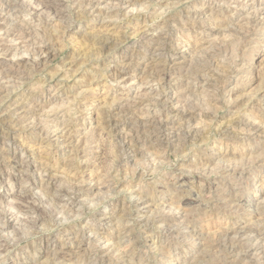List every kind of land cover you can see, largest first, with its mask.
I'll use <instances>...</instances> for the list:
<instances>
[{
    "label": "rangeland",
    "instance_id": "1",
    "mask_svg": "<svg viewBox=\"0 0 264 264\" xmlns=\"http://www.w3.org/2000/svg\"><path fill=\"white\" fill-rule=\"evenodd\" d=\"M22 1L0 0V264H264V0Z\"/></svg>",
    "mask_w": 264,
    "mask_h": 264
},
{
    "label": "bare ground",
    "instance_id": "2",
    "mask_svg": "<svg viewBox=\"0 0 264 264\" xmlns=\"http://www.w3.org/2000/svg\"><path fill=\"white\" fill-rule=\"evenodd\" d=\"M3 1H4V0H3ZM6 1H7V0H6ZM10 1H11V0H10ZM14 1L16 2V0H14ZM18 1H19V0H18ZM23 1H24V0H23ZM23 1H22V2H23ZM25 1H26V0H25ZM30 1H31V0H30ZM33 1H34V0H32V2H33ZM40 1H41V3H39V4L42 6V8H43V9L45 8V9L48 10V11L46 10V11L48 12V14L46 13V16L48 15V17H49V12L52 13V14H56V13L58 12V10H59V9H58V3H57V2H54V0H40ZM55 1H56V0H55ZM58 1H59V0H58ZM97 1H98V0H97ZM124 1H125V0H124ZM129 1H130V0H129ZM131 1H132V0H131ZM35 2H36V1H35ZM37 2H39V1H37ZM12 3H13V2H11V4H12ZM120 3H121V0H120ZM16 4H17V2H16ZM18 4H19V3H18ZM18 4H17V5H18ZM20 4H21V3H20ZM27 4H28V2H27ZM60 4H61V3H60ZM121 4H122V3H121ZM21 5H22V4H21ZM32 5H34V4H32ZM40 5H39L38 7H40ZM18 6H19V5H18ZM23 6H24V5H22L21 7H23ZM25 6H26V5H25ZM28 6H30V5L28 4ZM85 6H86V5H85ZM87 6H88V5H87ZM30 7H31V6H30ZM30 7H28V8H30ZM36 7H37V6H36ZM12 8H13V7H12ZM23 8H25V7H23ZM31 8H33V7H31ZM34 8H35V6H34ZM34 8H33V9H34ZM42 8H41V9H42ZM60 8H61V7H60ZM33 9H32V10H33ZM28 10H29V9H28ZM37 10H38V8H37L35 11H37ZM62 10H63V9H62ZM33 11H34V10H33ZM33 11H32V12H33ZM35 11H34V12H35ZM44 11H45V10H44ZM46 11H45V12H46ZM32 12H30V13H32ZM37 12H38V11H37ZM42 12H43V11H42ZM60 13H63V12L60 11ZM33 15H34V14H33ZM37 15H39V14H37ZM44 16H45V15H44ZM46 16H45V17H46ZM53 16H55V15H53ZM58 17H59V15H58ZM60 17H61V16H60ZM51 18H53V17L51 16ZM55 19H56V18H55ZM59 19H60V18H59ZM141 33H142V31H141ZM145 33H146V32H145ZM244 33H245V32H244ZM50 34H51V33H50ZM143 34H144V33H143ZM237 34H238V33H237ZM240 35H241V34H240ZM144 36H146V35H144ZM50 37H51V36H50ZM56 37H57V36H56ZM43 38H44V37H43ZM47 39H48V38H47ZM47 39H46V40H47ZM99 39L101 40V37H99ZM106 39H107V40H105V37H104V39L102 38V45H103L105 48H107V46L110 44L109 39H108V38H106ZM100 40H98V41L100 42ZM110 40H112V39H110ZM157 40H158V39H156V41H157ZM160 40H161V39H160ZM93 41H94V40H93ZM95 41H96V40H95ZM161 41H162V40H161ZM161 41H160V42H161ZM114 42H115V41H114ZM38 43H39V42H38ZM94 43H95V42H94ZM96 43H97V41H96ZM96 43H95V44H96ZM117 43H118V42H117ZM113 44H114V43H113ZM115 45H116V44H115ZM159 45H162V44H159ZM51 46H52V45H51ZM51 46H49L48 48L45 49L47 55H50V54H51V51H50V47H51ZM96 46H97V45H96ZM100 46H101V45H100ZM112 46H113V45H111V47H112ZM52 48H53V47H52ZM101 48H103V47L101 46ZM155 48H156V47H155ZM157 48H158V47H157ZM219 48H220V47H219ZM40 49H41V48H40ZM216 49H217V48H216ZM105 50H106V49H105ZM151 50H152V49H151ZM157 50H158V49H157ZM167 50H168V49H167ZM169 51H170V50H169ZM33 52H34V51H33ZM42 52H43V51H42ZM52 52H53V50H52ZM166 53H167V52H166ZM47 55L44 54V56L48 57ZM52 55H53V54H52ZM206 55H207V54H206ZM213 59H214V58H213ZM33 60H34V59H33ZM44 60H45V59H43V61H44ZM47 60H48V59H47ZM27 61H28V60H27ZM25 62H26V61H25ZM30 62H31V61H30ZM41 62H42V61H41ZM41 62H40V66H41V65L44 66V64H42V63H44L45 61L42 62V63H41ZM33 63H35V62H33ZM38 63H39V62H38ZM38 63H37V64H38ZM0 64H1V63H0ZM15 64H16V63H15ZM23 64H24V63H23ZM26 64H27V63H26ZM28 64H29V63H28ZM158 64H159V63H158ZM211 64H212V63H211ZM8 65H9V64H8ZM19 65H20V64H19ZM21 65H22V64H21ZM38 65H39V64H38ZM69 65H70V64H69ZM156 65H157V64H156ZM1 66H2V65H1ZM12 66H13V65H12ZM24 66H25V64H24ZM13 67H14V66H13ZM13 67H12V70H10L11 68L9 69L11 72H10V71H2V69L0 68V69H1L0 71H2L1 74H0V75H1V79H2V78H4V79L6 78V79H7L9 76L14 75V74H15V70H13ZM15 67H16V65H15ZM153 67H155V66H153ZM160 67H161V66H160ZM8 68H9V67H8ZM18 68H19V67H18ZM35 68H36V67H35ZM35 68H34V69H35ZM162 68H163V67H162ZM25 69H26V68H25ZM43 69H44V68H43ZM43 69H39V70L41 71V70H43ZM151 69H153V68H151ZM164 69H165V68H164ZM6 70H7V69H6ZM155 70H156V69H155ZM157 70H158V69H157ZM161 70H162V69H160L159 71H161ZM165 70H166V69H165ZM165 70H164V71H165ZM25 71H26V70H25ZM35 71H37V70H35ZM146 71H147V70H146ZM151 71H152V70H151ZM194 71H195V70H194ZM18 72H20V71H18ZM147 72H148V71H147ZM156 72H158V71H156ZM209 72H211V71H209ZM20 73H21V72H20ZM150 73H151V72H149V74H150ZM165 73H166V72H165ZM17 74H18V73H17ZM205 74H206V73H205ZM145 75H146V74H145ZM156 75H157V76L165 77V75L163 76V75H160L159 73L156 74ZM199 75H200V74H199ZM25 76H26V75H25ZM151 76H152V74H151ZM16 77H17V76H16ZM152 77H153V76H152ZM154 77H155V76H154ZM10 78H11V77H10ZM19 78H20V77H19ZM158 78H159V77H158ZM160 78H161V77H160ZM145 79H146V78H145ZM149 79H150V78H149ZM149 79H148V80H149ZM214 79H215V78H214ZM7 80H8V79H7ZM150 80H151V79H150ZM150 80H149V81H150ZM159 80H160V79H159ZM1 81L3 82L4 80L2 79ZM8 81H9V80H8ZM21 81H22V80H21ZM23 81H24V80H23ZM163 81H164V80H163ZM163 81H162V82H163ZM151 82H152V81H151ZM148 83H149V82H148ZM157 83H158V82H157ZM160 83H161V82H160ZM163 83H164V82H163ZM0 85H1V83H0ZM6 85H7V84H6ZM6 85H5V86H6ZM9 85H10V84H9ZM160 85H161V84H160ZM160 85H159V86H160ZM161 86H162V85H161ZM7 87H8V86H7ZM11 87H12V86H11ZM163 87H164V86H163ZM9 88H10V87H9ZM12 88H13V87H12ZM161 88H162V87H161ZM161 88H160V89H161ZM4 89H6V88H5V87L3 88V87L0 86V102L3 101V99H1V98H2V95H3V96H7V95H4ZM162 89H163V88H162ZM162 89H161V90H162ZM6 91H7V90H6ZM8 92H9V91H8ZM8 92H7V93H8ZM12 92H13V91H12ZM159 92H160V91H159ZM7 93H6V94H7ZM160 93H161V92H160ZM9 95H10V93H9ZM5 98H6V97H5ZM1 103H2V102H1ZM192 108H193V107H192ZM127 109H128V108H127ZM186 109H187V108H186ZM111 111H112V110H111ZM103 112H104V111H103ZM105 112H107L106 114H108V111H105ZM123 112H125V111H123ZM114 113H115V112L113 111V114H114ZM116 113H118V112H116ZM184 113H185V112H184ZM109 114H110V113H109ZM109 114H108V115H109ZM187 114H189V116H193V114H192L191 112H187ZM116 115H117V114H115V116H116ZM162 115H163V114H162ZM179 115H180V114H179ZM189 116H188V117H189ZM108 117H109V116H108ZM152 117H153V115H152ZM111 118H112V117H111ZM104 119H105V118H104ZM109 119H110V118H109ZM117 119H118V118H117ZM138 119H139V118H138ZM241 119H242V118H241ZM105 120H106V119H105ZM107 120H108V119H107ZM111 120H112V121H107L106 124H107L108 126H111V124H113L114 121H116L115 119H114V121H113V119H111ZM127 121H128V120H127ZM147 121H148V120H147ZM153 121H154V120H153ZM118 122H119V121H118ZM135 122H136V121H135ZM135 122H133V123H135ZM140 122H141V121H140ZM142 122H143L144 124H146V123H145L146 121H145V122L142 121ZM142 122H141V124H143ZM156 122H157V121H156ZM103 123H104V122H103ZM138 123H139V122H138ZM147 123H148V122H147ZM150 123H151V122H150ZM7 124H8V123H7ZM116 124H117V123H116ZM130 124H131V122H130ZM135 124H136V123H135ZM24 125H25V124H24ZM114 125H115V124H114ZM133 125H134V124H133ZM146 125H147V124H146ZM146 125H145V126H146ZM160 125H161V124H160ZM164 125H165V124H164ZM168 125H169V124H168ZM104 126H105V125H104ZM104 126H103V127H104ZM112 126H113V125H112ZM116 126H117V125H116ZM136 126H137V127H136ZM136 126H134V127L137 128L136 130H137V132H138L139 134H140L141 131L146 130V129L143 128V127H142L143 130H142V128H141L139 125H136ZM142 126H143V125H142ZM152 126H153V127H157V128H158V127L161 128V126H159L158 124H156V125H152ZM166 126H167V125H166ZM6 127H7V126H6ZM131 127H132V126H131ZM236 127H237V126H236ZM257 127H258V126H257ZM257 127H256L255 129H258ZM132 128H133V127H132ZM147 128H148V126H147ZM157 128H156V129H157ZM234 128H235V127H234ZM248 128H249V132H250V130H251V131L254 130L253 126H252V127H251V126L249 127V125H248V126L246 127V129H248ZM106 129H107V128H106ZM111 129H113V128H111ZM114 129H115V128H114ZM128 129H130V128H128ZM151 129H152V128H151ZM156 129H155V130H156ZM188 129H189V128H188ZM107 130H108V129H107ZM109 130H110V129H109ZM134 130H135V128H134ZM152 130H153V129H152ZM157 130H158V129H157ZM132 131H133V130H132ZM147 131H149V129L146 130V132H147ZM150 131H151V130H150ZM150 131H149V132H150ZM175 131H176V130H175ZM227 131H228V130H227ZM243 131H244V130H243ZM255 131H256V130H255ZM111 132H112V131H111ZM133 132H134V131H133ZM149 132H148V133H149ZM154 132H155V131H154ZM154 132H153V133H154ZM165 132H166V131H165ZM184 132H185V131H184ZM249 132H247V133H249ZM4 133H5V132H4ZM108 133H109V132H108ZM131 133H132V132H131ZM155 133H156V132H155ZM175 133H176V132H175ZM175 133H174V135L176 136ZM182 133H183V132H182ZM233 133H234V132H233ZM263 133H264V132H263ZM0 134H1V133H0ZM142 134H143V133H142ZM158 134H159V133H158ZM164 134H165V133H164ZM166 134H168V133H166ZM169 134H170V133H169ZM189 134L194 135V136H193V138H194L195 135H197V131H192V132H191L190 130H189V131L186 130V133H185L184 138L187 137V136H189ZM249 134H250V133H249ZM12 135H13V134H12ZM128 135H129V134H128ZM150 135H151V134H150ZM153 135H154V134H153ZM161 135H162V134H161ZM171 135H173V134H171ZM177 135H178V134H177ZM237 135H238V134H237ZM237 135H236V136H237ZM134 136H135V134H134ZM139 136H140V135H139ZM180 136H181V135H180ZM182 136H183V135H182ZM245 136H246V135H245ZM3 137H4V135H3ZM145 137H147L148 139H150V138H149V137H150L149 135H146ZM145 137H144V139H145ZM151 137H152V136H151ZM163 137H164V135H163ZM165 137H166V136H165ZM165 137H164V138H165ZM172 137H173V136H172ZM177 137L179 138V136H177ZM189 137H190V136H189ZM203 137H204V136H203ZM246 137H247V136H246ZM125 138H126V137H125ZM127 138H128V137H127ZM135 138H136V137H135ZM141 138H142V137H141ZM161 138H162V137H161ZM5 139H6V136H5ZM148 139H147V141H148ZM166 139H167V138H166ZM7 140H8V139H7ZM128 140L130 141V138H129ZM140 140H141V139H140ZM156 140H158V139L156 138ZM162 140H163V139H162ZM162 140L160 139V141H162ZM191 140H192V139H191ZM193 140H194V139H193ZM202 140H203V139H202ZM4 141H5V140H4ZM125 141H126V140H125ZM137 141H138V140H137ZM137 141H136V142H137ZM144 141H146V140H144ZM144 141H143V142H144ZM165 141H166V140H165ZM167 141H168V140H167ZM121 142H122V141H121ZM127 142H128V141H127ZM139 142H140V141H139ZM149 142H150V141H149ZM149 142H148V143H149ZM151 142H152V141H151ZM163 142H164V141H163ZM131 143H132V140H131ZM145 143H146V142H145ZM133 144H134V143H133ZM146 144H147V143H146ZM10 145H11V144H10ZM12 145H13V144H12ZM21 145H22V144H21ZM142 145L144 146L145 144L142 143ZM160 145H161V144H160ZM162 145H163V144H162ZM19 146H20V145H19ZM123 146H124V145H123ZM131 146H132V145H131ZM133 146H134V145H133ZM148 146H149V145H148ZM178 146H179V145H178ZM11 147H12V146H11ZM8 148H10V147L8 146ZM17 148H18V147H17ZM121 148H122V147H121ZM125 148H127V147H125ZM128 148H129V147H128ZM133 148H134V147H133ZM161 148H162V147H161ZM175 148H177V146H176ZM178 148H179V147H178ZM18 149H19V148H18ZM131 149H132V147H131ZM118 150H119V149H118ZM122 150H124V149H122ZM122 150H121V151H122ZM129 150H130V149H129ZM135 150H136V149H135ZM174 150H175V149H174ZM178 150H179V149H178ZM0 151H1V150H0ZM15 151H17L16 147H14V153H15ZM132 151H133V150H132ZM2 152H3V151H2ZM115 153H116V151H115ZM129 153H131V151H129ZM137 153H138V151H137ZM137 153H136V154H137ZM152 153H153V151H152ZM5 154H7V153H5ZM125 155H126V154H124V156H125ZM152 155H153V154H152ZM155 155H156V154H155ZM9 156H10V155H9ZM115 156H116V155H115ZM13 157H14V158H12L11 162H14V163H15L16 160H17V158H15V156H13ZM117 158H118V157H117ZM117 158H116V159H117ZM128 159H129V158H128ZM20 160H21V159H20ZM125 160H126V159H125ZM8 161H9V160H8ZM115 161H116V160H115ZM1 164H2V163H1ZM21 165H22V164H21ZM9 167H10V166H9ZM12 168H13V167H12ZM17 169H18V168H17ZM228 169H229V168H228ZM26 170H27V169H26ZM19 171H20V170H19ZM45 171H46V170H45ZM106 172H107V171H106ZM32 174H33V172H32ZM72 174H74V173H72ZM107 174H108V173H107ZM105 175H106V174H105ZM111 175H112V174H111ZM19 176H20V174H19ZM43 176H44V175H43ZM112 177H113V176H112ZM79 178H80V177H79ZM49 181H50V180H49ZM75 181H76V180H75ZM77 181H78V180H77ZM79 181H80V179H79ZM76 183H77V182H76ZM81 183H82V182H81ZM113 183H114V182H113ZM3 184H4V183H3ZM40 184H41V183H40ZM61 184H62V183H61ZM105 184H106V183H105ZM110 184H111V183H110ZM17 185H18V184H17ZM24 185H25V184H24ZM59 185H60V184H59ZM73 185H74V184H73ZM26 186H27V185H26ZM41 186H42V185H41ZM114 186H115V185H114ZM51 187H52V186H51ZM51 187H50V188H51ZM101 187H103V186H101ZM21 188H22V187H21ZM47 188H48V187H47ZM47 188H46V189H47ZM59 188H61V187L59 186ZM64 188H66V187L64 186V187H63V190H64ZM44 189H45V187H44ZM66 189H67V188H66ZM68 189H72V188H68ZM74 189H76V186H75ZM74 189H73V190H74ZM78 189H79V188H78V186H77V189H76V190H78ZM182 189H183V188H182ZM40 190H41V189H40ZM58 190H59V189H58ZM61 190H62V189H61ZM61 190H59V191L61 192ZM76 190H75V191H76ZM66 191H67V190H66ZM70 191H71V190H70ZM104 191H105V190H104ZM53 192H54V191H53ZM78 192H79V191H78ZM73 193H74V192H73ZM76 193H77V192H76ZM76 193H75V194H76ZM41 194L43 195V193H41ZM57 194H58V193H57ZM62 194H63V193H62ZM62 194H61V195H62ZM75 194H74V195H75ZM77 194H78V193H77ZM55 196H56V195H55ZM63 196H64V195H63ZM66 196H67V195H65L64 197H66ZM71 196H72V195H71ZM209 196H210V195H209ZM20 197H21V196H20ZM57 197H58V198H56V197H55V198L58 199L59 201L62 200V199H60L61 196H58V195H57ZM140 197H141V196H140ZM193 197H194V196H193ZM24 198H25V197H24ZM53 198H54V197H53ZM137 198H138V197H137ZM219 198H220V197H219ZM64 199H65V198H64ZM142 199H143V198H142ZM19 200H20V199H19ZM207 200H208V199H207ZM222 200H223V199H222ZM48 201H49V200H48ZM56 201H57V200H56ZM138 201H139V199H138ZM138 201H137V202H138ZM21 202H22V201H21ZM21 202L18 201V203H21ZM23 202H24V201H23ZM23 202H22V203H23ZM27 202H28V201H27ZM27 202H26V203H27ZM32 202H33V201H32ZM49 202H50V201H49ZM51 202H52V201H51ZM63 202H64V201H63ZM77 202H78V201H77ZM137 202H136V203H137ZM15 203H16V202H15ZM26 203L24 202V204H26ZM53 203H54V202H53ZM60 203H61V202H60ZM60 203H59V204H60ZM227 203H228V202H227ZM24 204H21V206H18V207H17V210H20V211H28L27 208L23 207ZM56 204H57V203H56ZM64 204H65V203H64ZM138 204H139V202H138ZM232 204H233V203H232ZM13 205H14V204H13ZM16 205H17V203H16ZM28 205H30V204H28ZM28 205H27V206H28ZM57 205H58V204H57ZM61 205H62V204H60V206H61ZM24 206H25V205H24ZM38 206H39V205H38ZM135 206H136V205H135ZM138 206H139V205H138ZM138 206H136V207H138ZM140 206H141V205H140ZM206 206H207V205H206ZM13 207H14V206H13ZM65 207H66V206H65ZM65 207L61 206L60 209H63V211H64V208H65ZM69 207H70V206H69V204H68L67 207H66V209H68ZM36 208H37V207H36ZM54 208H55V207H54ZM209 208H210V207H209ZM34 209H35V208H34ZM34 209H33V207H32V210H34ZM138 209H139V208H138ZM138 209H137V210H138ZM13 210H16V209H13ZM30 210H31V209H30ZM30 210H29V211H30ZM52 210H53V211L50 210L51 212H49V213H47V214L50 215V216L54 215V214H55V213H54V209H52ZM37 211H38V210H37ZM43 211H45V210H43ZM56 211H57V209H56ZM56 211H55V212H56ZM59 211H60V210L58 209L57 212H59ZM66 211H67V210H66ZM46 212H47V211H46ZM57 212H56V213H57ZM64 212H65V211H64ZM64 212H63V213H64ZM113 212H114V211H113ZM15 213L17 214V212H15ZM19 213H20V212H19ZM26 213H29V212H26ZM35 213H36V212H35ZM39 213H40V212H39ZM61 213H62V210H61ZM61 213H59V214H61ZM66 213H67V212H66ZM114 213H115V212H114ZM16 214H15V215H16ZM22 214H23V212H22ZM33 214H34V213H33ZM33 214H32V215H33ZM47 214H46V215H47ZM57 214H58V213H57ZM15 215H12V217H14ZM24 215H26V214H24ZM29 215H31V214H29ZM29 215H28V216H29ZM34 215H35V214H34ZM44 216H45V213L42 214V215H38V216L36 215V217L33 216L34 219L29 218V219H32V220H28V221H27V225H28L30 228H35L36 224H37V223L40 221V219H42ZM54 216H56V215H54ZM54 216H53V217H54ZM29 217H31V216H29ZM45 217H46V216H45ZM45 217H44V218H45ZM261 217H262V216H261ZM14 218H15V217H14ZM26 218H27V217H26ZM26 218H25V220H26ZM152 218H153V217H152ZM61 219H62V218H61ZM67 219H68V218H67ZM100 219H101V218H100ZM102 219H103V218H102ZM149 219H150V218H149ZM262 219H263V218H262ZM13 220H14V219H13ZM152 220H153V219H152ZM4 221H5V220H4ZM162 221H163L164 223L167 224V223H169V218H165L164 220H163V218H162ZM187 221H188V220H187ZM5 222H6V221H5ZM5 222H4V223H5ZM20 222H21V221H20ZM22 222H23V221H22ZM7 224H8V223H7ZM7 224H6V225H7ZM15 224H16V223H15ZM23 224H24V223H23ZM169 224H170V223H169ZM0 225H1V224H0ZM12 226H13V225H12ZM255 226H256V225H255ZM4 227H5V226H4ZM24 227H25V226H24ZM169 227H170V226H169ZM169 227H167V228L169 229ZM253 227H254V226H253ZM21 228H22V227H21ZM236 228H237V227H236ZM238 228H239V227H238ZM257 228H258V227H257ZM257 228H256V229H257ZM225 229H226V228H225ZM228 229H229V228H228ZM242 229H243V228H242ZM244 229H245V228H244ZM244 229H243V230H244ZM249 229H251V226H250ZM254 229H255V227H254ZM256 229H255V230H256ZM25 230H26V229H25ZM25 230H24V231H25ZM230 230H231V229H230ZM243 230H241V229H237V230L235 229V230H234V228H233V232H234V234L237 235V236H239V237H242L243 234H242L241 232H242ZM252 230H253V229H252ZM0 231H1V230H0ZM120 231H121V230H120ZM227 231H229V230H227ZM244 231H245V230H244ZM247 231H248V230H247ZM17 232H18V231H17ZM127 232H128V231H127ZM229 232H232V231H229ZM229 232H227V234H228ZM245 232H246V231H245ZM252 232H253V231H252ZM257 232H258V230H257ZM259 232H260V231H259ZM0 233H2V232H0ZM167 233H168V232H167ZM224 233L226 234V231H224ZM224 233H222V234H224ZM240 233H241L242 235H240ZM243 233H244V232H243ZM253 233H254V232H253ZM29 234H30V233H29ZM246 234H247V232H246ZM260 235H261V234H260ZM125 236H126V235H125ZM223 236H224V235H223ZM223 236H221V237H223ZM225 236H226V235H225ZM225 236H224V237H225ZM229 236H230V235H229ZM232 236H233V235H232ZM245 236H246V235H245ZM249 236H250V235H249ZM6 237H7V236H6ZM227 237H228V236H227ZM233 237H234V239H235V236H233ZM218 238H219V239H218ZM228 238H229V237H228ZM236 238H237V237H236ZM8 239H9V238H8ZM215 239L220 240L221 238L218 236V237L215 238ZM222 239H223V238H222ZM222 239H221L220 241H222ZM224 239H225V238H224ZM231 239H233V238H231ZM243 239H244V238L242 237L241 240H243ZM12 240H13V239H12ZM226 240H227V238H226ZM226 240H225V241H226ZM235 240H236V239H235ZM237 240H238V239H237ZM241 240H240V241H241ZM13 241H14V240H13ZM229 241H230V240H229ZM240 241H239V243H240ZM207 242H208V241H207ZM218 242H219V241H218ZM222 242H223V241H222ZM232 242H234V241L232 240ZM133 243H134V242H133ZM210 243H211V242H210ZM214 243H215V242H214ZM228 243L230 244L231 242H228ZM234 243H235V242H234ZM239 243H238V244H239ZM243 243H244V242H243ZM260 243H262V242H260ZM263 243H264V242H263ZM49 244H50V243H49ZM49 244H47V245H49ZM215 244H216V245L214 246L215 248H218V249L220 248V249H224V250L227 251V247L223 246V245H222L223 243H222V244H220V243H215ZM226 244H227V242H226ZM229 244H227V245H229ZM224 245H225V244H224ZM234 245H237V243L234 244ZM239 245H240V244H239ZM244 245H246V244H244ZM250 245H251V244H250ZM260 245H261V244H260ZM263 245H264V244H263ZM263 245H261V246H263ZM55 246H56V245H55ZM55 246H54V247H55ZM230 246H231V245H230ZM248 246H249V245H248ZM0 247H4V245H2V246H0ZM58 247H59V246H58ZM153 247H154V246H153ZM233 247H234V246H233ZM240 247H241V245H240ZM242 247H243V244H242ZM245 247H246V246H245ZM245 247H244V248H245ZM250 247H251V246H250ZM250 247H249V248H250ZM52 248H53V247H52ZM61 248H62V247H61ZM63 248H64V247H63ZM151 248H152V247H151ZM237 248H238V247H237ZM249 248H248V249H249ZM260 248H262V247H260ZM260 248L258 247V249H260ZM263 248H264V247H263ZM255 249H256V248H255ZM51 250H52V249H51ZM51 250H50V251H51ZM208 250H209V249H208ZM236 250H237V249H233V248H232V251H231V250H228L227 252H228L229 257L231 256V254H233L234 252H236ZM241 250H242V249H241ZM50 251H49V252H50ZM92 251H93V250H92ZM203 251H204V250H203ZM212 251H213V250H212ZM220 251H221V250H220ZM237 251H238V250H237ZM239 251H240V250H239ZM239 251H238V252H239ZM245 251H246V250H245ZM245 251H244V252H245ZM247 251H248V250H247ZM247 251H246V253H247ZM49 252H48V253H49ZM218 252H219V251H218ZM222 252H224V251H222ZM222 252H220V253H222ZM238 252H237V254H238ZM240 252H241V251H240ZM242 252H243V251H242ZM244 252H243V253H244ZM263 252H264V251H263ZM63 253H64V252H63ZM203 253H204V252H203ZM212 253H213V252H212ZM46 254H47V253H46ZM46 254H45V255H46ZM70 254H71V253H70ZM82 254H83V253H82ZM241 254H242V253H241ZM50 255L55 256L56 253L53 251V252H50ZM207 255H208V254H207ZM226 255H227V254H226ZM234 255H235V254H234ZM238 255H239V254H238ZM59 256H60V255H59ZM78 257H79V256H78ZM213 257L215 258V256H213ZM236 257H237V256H236ZM236 257H235V258H236ZM52 258H53V257H52ZM220 258H221V257H220ZM222 258H223V257H222ZM240 258H241V257H240ZM66 259H67V258H66ZM86 259H87V258H86ZM223 259H224V258H223ZM89 260H90V259H89ZM232 261H233V260H232ZM232 261H231V262H232ZM206 262H207V261H206ZM220 262H221V259H220ZM234 263H235V262H234Z\"/></svg>",
    "mask_w": 264,
    "mask_h": 264
}]
</instances>
